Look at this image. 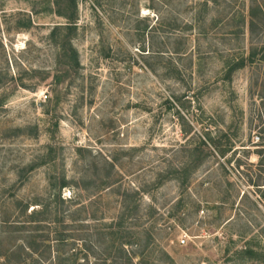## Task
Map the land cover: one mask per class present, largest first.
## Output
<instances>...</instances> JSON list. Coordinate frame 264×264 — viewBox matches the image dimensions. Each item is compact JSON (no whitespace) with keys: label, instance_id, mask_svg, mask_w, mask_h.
Segmentation results:
<instances>
[{"label":"rangeland","instance_id":"rangeland-1","mask_svg":"<svg viewBox=\"0 0 264 264\" xmlns=\"http://www.w3.org/2000/svg\"><path fill=\"white\" fill-rule=\"evenodd\" d=\"M74 1L69 33L70 0H0V264L67 257L123 208L174 264H264V62L226 65L264 42L248 0ZM74 196L19 252L1 219Z\"/></svg>","mask_w":264,"mask_h":264},{"label":"trees","instance_id":"trees-1","mask_svg":"<svg viewBox=\"0 0 264 264\" xmlns=\"http://www.w3.org/2000/svg\"><path fill=\"white\" fill-rule=\"evenodd\" d=\"M227 1L231 2L232 0ZM207 3L208 0H203V5ZM69 5L72 9V16H69V25H67L66 28H68L69 33H71V31L75 29V22L73 21L75 1L70 0ZM247 18L250 38L252 39L254 36L259 37L264 35V0H248ZM196 19L195 14L192 17V21L195 22ZM71 51L73 55H75L74 50L71 49ZM232 55L226 62L228 67L227 75L236 69L244 67L246 63L264 62V42L260 46L250 43L245 54H237V56L234 55L233 57ZM202 144L204 146L208 145L207 142H202ZM260 161L261 158H259V162ZM64 186L65 182L62 181L61 187ZM61 189L63 188H58V190ZM53 197L55 200L56 196L53 195ZM47 200L49 203H44L42 200L32 202L38 207L32 208L31 211L25 215V218L30 219L29 221L33 223L31 229H24V222H19V220L15 222L11 221L12 223L7 224L8 220L6 217L1 219L8 228H14L16 232H24L23 236L25 240L27 239V242L26 244L21 242L22 244L17 246L19 252L23 250V248L31 251L36 250V243L40 241L36 238L37 235L38 238L49 240L48 235H43V237H41V234H38L39 231H44V225L58 221V217H64L63 215L69 219V223H74L76 221L74 219L75 213L82 211L85 207L84 204H79V202H77L75 196L72 198L69 197L67 201L69 202V212L63 214L57 202L53 206L51 200H49V198ZM57 200L60 203L64 202V199L61 198L60 195L57 196ZM17 205H19V202ZM28 207V204L23 205V213H26ZM126 209L128 211L127 215L123 208V211L114 216L107 226L96 228L92 234H87L90 238H78L79 240L81 239L80 241H83L79 247L75 245V241H78V239L73 235H69L71 240L74 238L69 247V255L64 257L60 252L56 251L51 264H174L170 257L158 247L152 235L147 230L141 229V225L138 222L132 227L124 225L126 218L132 215V211L129 208ZM51 216L52 218H50ZM136 218L138 221V217ZM57 237L58 238H55V243L58 245L59 243L62 244L64 241L63 235L57 234ZM46 247H50V244L48 243ZM8 251L9 250L5 252L6 262L11 261V257L8 256ZM248 251L249 250L245 249L244 253H249ZM19 252L16 253V255L13 253L11 256L15 255L17 259H20Z\"/></svg>","mask_w":264,"mask_h":264},{"label":"built area","instance_id":"built-area-1","mask_svg":"<svg viewBox=\"0 0 264 264\" xmlns=\"http://www.w3.org/2000/svg\"><path fill=\"white\" fill-rule=\"evenodd\" d=\"M185 240L183 238L180 239V243L184 244Z\"/></svg>","mask_w":264,"mask_h":264}]
</instances>
